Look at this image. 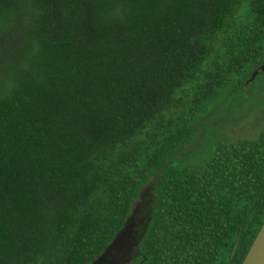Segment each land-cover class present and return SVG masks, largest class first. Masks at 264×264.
<instances>
[{
	"label": "trees",
	"instance_id": "1",
	"mask_svg": "<svg viewBox=\"0 0 264 264\" xmlns=\"http://www.w3.org/2000/svg\"><path fill=\"white\" fill-rule=\"evenodd\" d=\"M4 38L0 264H92L147 185L126 264H241L264 221V126L173 158L264 61V0H0Z\"/></svg>",
	"mask_w": 264,
	"mask_h": 264
},
{
	"label": "rangeland",
	"instance_id": "2",
	"mask_svg": "<svg viewBox=\"0 0 264 264\" xmlns=\"http://www.w3.org/2000/svg\"><path fill=\"white\" fill-rule=\"evenodd\" d=\"M11 41L0 39V61H2L12 49ZM264 73H258L252 88V84H244L239 88L223 86L216 96V101L208 105L206 112L193 117L189 126L198 124L194 135L177 150L174 164H201L213 153L216 143L219 141H236L238 139H254L264 126V102H251L248 91L261 89L260 83ZM255 107V109H253ZM179 112V109L176 111ZM194 165V164H193ZM150 187L147 185L141 192V196L134 203L135 216L141 217L143 203L150 195ZM145 211V210H144Z\"/></svg>",
	"mask_w": 264,
	"mask_h": 264
},
{
	"label": "water",
	"instance_id": "3",
	"mask_svg": "<svg viewBox=\"0 0 264 264\" xmlns=\"http://www.w3.org/2000/svg\"><path fill=\"white\" fill-rule=\"evenodd\" d=\"M259 71L264 70V64L259 69L254 70L251 79ZM134 208L127 218L125 225L116 233L112 241L104 251L92 262V264H126L130 261L132 252L138 244L137 226L144 222L145 216H135ZM239 240V235L231 251L234 254ZM241 264H264V221L260 226L253 242L251 243Z\"/></svg>",
	"mask_w": 264,
	"mask_h": 264
},
{
	"label": "flooded vegetation",
	"instance_id": "4",
	"mask_svg": "<svg viewBox=\"0 0 264 264\" xmlns=\"http://www.w3.org/2000/svg\"><path fill=\"white\" fill-rule=\"evenodd\" d=\"M264 64V61H262L260 64L254 66L251 70H250V73H249V76H247L244 80V84H252V86L250 88H252L254 85H256V83H258L257 81H255V77L258 73H264V70L262 71H259L254 75V77L251 79L252 77V74L254 72V70H257L259 69V67ZM260 83L264 84V77H262L261 81H259ZM250 84V85H251ZM244 86V85H243ZM248 97H250V100L251 102H255V100H257L258 103H262L264 102V85L263 87L259 90V89H252L251 91H248ZM255 109V107L253 108ZM142 217V216H141ZM145 222H143L142 224L140 223L138 226H137V229H138V233H137V239H138V236H140V233L143 231V228H144V224Z\"/></svg>",
	"mask_w": 264,
	"mask_h": 264
}]
</instances>
